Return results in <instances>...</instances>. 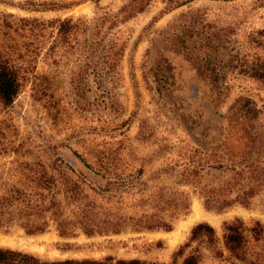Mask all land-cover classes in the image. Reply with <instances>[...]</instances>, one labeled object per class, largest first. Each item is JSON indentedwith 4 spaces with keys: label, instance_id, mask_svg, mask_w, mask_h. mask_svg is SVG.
Returning <instances> with one entry per match:
<instances>
[{
    "label": "rangeland",
    "instance_id": "obj_1",
    "mask_svg": "<svg viewBox=\"0 0 264 264\" xmlns=\"http://www.w3.org/2000/svg\"><path fill=\"white\" fill-rule=\"evenodd\" d=\"M23 1L4 0L0 2V12L43 20L81 17L89 23L103 13L115 12L130 0H59L68 3L67 7L44 11L18 8L16 5ZM180 1H172L173 7L165 10L167 0H145L142 11L133 13L113 29L124 46L115 72L106 81L109 97L115 102V111L107 113L108 122L95 120L91 78L83 79V97L72 87L71 74L77 71V64L84 61H73L69 57L53 62L52 58L41 56L32 60L23 86L13 101L9 105L0 102V180L9 179L30 189L33 183L25 174L40 169L35 163L57 178L59 169L51 164L54 158H61L75 167L74 152L103 141L111 150L118 148L119 154L133 168L142 166L141 187L146 189L145 193L157 186L184 191L189 200L187 210L170 218L171 228L167 231L125 228L118 233L85 236L75 229L73 236L62 237L50 220L42 232L31 234L12 223L7 230L0 229V235L11 238V243H0V247L31 253L48 261L101 260L111 256L180 264L182 256L175 255L176 249L197 222H207L217 234L221 224L234 217L258 220L264 226V188L250 208L235 204L216 212L204 208L191 185L177 182L178 167H174L171 174L161 170L164 168L160 164L161 156L175 159L178 153L192 145V141L182 130L180 112H176L168 100L156 96L149 74L155 61H165L164 70L173 83V95L176 99L179 96L184 99L183 108L202 109V90L220 92L216 108L221 113L236 99L252 96L256 84L246 70L254 51L264 56V48L256 45V40L264 41V0H189L176 6ZM205 53L211 54L215 69L222 76L215 89L202 81L207 75L202 70ZM260 94H264V89H260ZM124 120V124L109 130ZM162 144L166 145L165 149L158 151ZM23 162L29 166H23ZM68 176L73 178L71 172ZM56 187L61 188L59 183ZM135 190L123 193L126 206L137 199ZM56 198L62 200L61 190ZM194 203L205 218L202 216L180 229L177 242L170 245L166 233L178 230L179 225L188 220ZM62 210L64 216L72 217L69 206L63 204ZM133 210L128 207L126 212ZM167 214L165 218L169 219ZM253 250L264 254V232ZM199 264L226 263L206 253Z\"/></svg>",
    "mask_w": 264,
    "mask_h": 264
},
{
    "label": "trees",
    "instance_id": "obj_2",
    "mask_svg": "<svg viewBox=\"0 0 264 264\" xmlns=\"http://www.w3.org/2000/svg\"><path fill=\"white\" fill-rule=\"evenodd\" d=\"M172 1L167 0L165 10L173 7ZM187 1L182 0L176 6ZM144 4L145 0H130L115 12L103 13L89 23L81 17L43 20L0 12V102L9 105L13 101L23 86L32 60L38 56L52 58L53 62L71 57L73 61H84L77 64V71L71 74L72 87L83 97V79L91 78L95 120L107 121V113L115 111V102L109 97L106 81L115 72L124 46L113 29L133 13L142 11ZM67 5L59 0H24L16 6L44 11ZM207 43L212 46L210 41ZM256 45L264 48V41L256 40ZM164 66L165 61L158 60L149 68L155 94L160 100H168L175 111L180 112L182 130L192 145L178 153L175 159L161 156L160 164L164 165L161 170L171 174L174 167H178L177 182L191 185L208 210L218 212L235 204L250 208L264 188V94H260V89H264V56L254 51L247 66L246 73L256 84L252 96L236 99L224 113L216 108L220 92L215 90H202V109L183 108L184 99L180 96L176 99L173 95V83ZM202 70L207 72L202 81L215 89L222 76L209 53L202 58ZM124 123L125 120L109 130ZM165 147L162 144L158 151ZM74 155L75 167L61 158L53 159L51 164L59 169L57 178L35 163L40 171L25 174L33 183L30 189L9 179L0 180V229L7 230L12 223H17L26 233H39L50 220L62 237L73 236L75 229L85 236L118 233L125 228L167 231L171 228L170 218L188 208V195L184 191L157 186L145 193L146 189L141 187L142 166L133 168L119 154L118 148L109 149L107 142L94 143ZM23 166L29 163L23 162ZM56 183L61 188H57ZM134 188L138 197L126 206L123 193ZM60 190L62 202L56 198ZM63 204L70 207L72 217L64 216ZM262 205L264 207V200ZM128 207L134 210L127 213ZM166 213L169 219L165 218ZM263 232L264 226L258 220L234 217L221 224L219 234L210 224L200 221L190 228L175 255L182 256L180 264H199L206 253L226 264H264L263 252L253 250ZM0 264L159 263L111 256L101 260L48 261L31 253L0 247Z\"/></svg>",
    "mask_w": 264,
    "mask_h": 264
},
{
    "label": "bare ground",
    "instance_id": "obj_3",
    "mask_svg": "<svg viewBox=\"0 0 264 264\" xmlns=\"http://www.w3.org/2000/svg\"><path fill=\"white\" fill-rule=\"evenodd\" d=\"M204 217L203 211L198 207L196 203L193 204V213L189 215V218L187 221H184L179 225V229L176 231H172L169 233H166L169 235L168 237V243L170 245H173L177 242V239L179 237V230L187 228L194 220L199 219L201 217ZM205 218V217H204ZM207 219V218H206ZM213 219V218H212ZM157 234V233H156ZM50 236V235H49ZM40 237V236H39ZM43 238H48V236H41ZM0 243H11V238H7L6 236L0 235ZM39 250H42V247H39Z\"/></svg>",
    "mask_w": 264,
    "mask_h": 264
}]
</instances>
